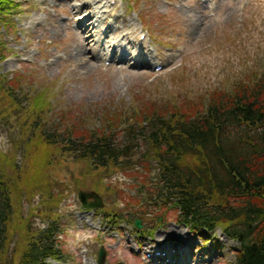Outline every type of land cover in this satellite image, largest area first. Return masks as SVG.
<instances>
[{
	"label": "rangeland",
	"instance_id": "obj_1",
	"mask_svg": "<svg viewBox=\"0 0 264 264\" xmlns=\"http://www.w3.org/2000/svg\"><path fill=\"white\" fill-rule=\"evenodd\" d=\"M84 3L96 8L92 5L89 12ZM9 13L6 25L0 24V188L1 182L7 185L14 200L11 222L25 224L22 231L13 229L10 249L28 230L43 228L53 218L61 259L46 264H97L101 247L104 264H145L152 251L146 252L145 245L158 240L164 245L162 233L170 229L193 240L186 255L190 264L208 257L211 262L200 264H236L238 246L219 230L189 232L177 221L174 205L154 204L138 194L146 183L140 178L145 173L142 162L131 169L93 171L88 162L63 151V144L47 145L41 138H65L63 130L76 126L75 135L79 129L81 135L98 131L106 126L104 118L115 115L118 122L122 114L131 119L129 115L144 110L150 115L155 107L174 105V114L185 115L201 110L210 91L231 92L253 74L261 75L264 0H13ZM90 13L92 18L86 19ZM116 15L127 20L122 35L134 33L123 42L125 64L111 60L105 39L106 27H122ZM193 15L196 21L190 27ZM92 22L99 23V34L87 40L85 29ZM140 46L153 53L149 66L135 64ZM80 47L94 70L81 69L71 59ZM160 51L166 57L156 54ZM42 92L47 106L29 111ZM189 102L197 106L188 107ZM148 166L152 175L156 163ZM80 190L97 193L102 208L82 209ZM149 210L151 214L140 218L141 229H133L134 214ZM105 211L121 216L108 220ZM159 261L155 264H168L171 258Z\"/></svg>",
	"mask_w": 264,
	"mask_h": 264
},
{
	"label": "trees",
	"instance_id": "obj_2",
	"mask_svg": "<svg viewBox=\"0 0 264 264\" xmlns=\"http://www.w3.org/2000/svg\"><path fill=\"white\" fill-rule=\"evenodd\" d=\"M11 8L13 0H0L3 26ZM47 104V97L39 93L29 111H42ZM194 106L197 104L188 103V107ZM173 108L155 107L150 115L142 110L135 117L129 115L131 119L118 114V122L114 115L103 119L104 129L82 135L80 129L74 134L77 126L67 128L65 138L51 140L52 134L37 131L47 145L63 144V151L88 162L93 171L131 169L142 162L145 173L140 178L146 183L140 185L138 194L154 204L174 205L179 210L178 221L192 230L220 229L238 244L236 264H264V73L253 74L231 92L210 91L201 110L194 108L182 115L174 114ZM37 123L41 126L39 118ZM7 162L16 168L13 161ZM149 163H156L152 175ZM1 184L0 264L59 261V235L53 218L43 228L28 230L10 249L13 229L22 231L25 224L11 222L14 200L8 186ZM147 214L142 211L134 216L140 219ZM105 216L115 220L121 215L105 211Z\"/></svg>",
	"mask_w": 264,
	"mask_h": 264
},
{
	"label": "bare ground",
	"instance_id": "obj_3",
	"mask_svg": "<svg viewBox=\"0 0 264 264\" xmlns=\"http://www.w3.org/2000/svg\"><path fill=\"white\" fill-rule=\"evenodd\" d=\"M97 1H101V0H97ZM93 3L92 4H85L84 3L81 6L86 7L89 12H92V10H94ZM108 12H109L108 10H105V12H104V19L105 20L109 16ZM91 18H92V13H90L86 16V19H91ZM191 19L192 20L189 21V26L193 27L194 26L193 21H196V16L193 15L191 17ZM114 20L117 22H120L122 24V27L114 29V30H112L113 29L112 27H106V29L104 31V32H108L105 36L106 44L108 46V49H111V53H110L111 60L114 61L117 59L120 61V63L125 64L126 61L128 60V57H127V52L122 49L123 42H124V40L128 39V36L134 35V33L128 32V33L122 35L123 34L122 32H124V30L127 29L126 25L124 24L125 21L127 22L126 18L122 17L121 15H116L114 17ZM79 26L82 27L83 22H80L78 27ZM85 31H88V33H90L88 35L89 39H87V40L93 39L94 34H99V23L97 25H95L94 22L90 23L86 27ZM108 34H111L112 37L109 38ZM121 35H122V38L120 40H118L117 39L118 37H116V36L120 37ZM107 41H109V42H107ZM140 41H143V39H140ZM96 43H98V41ZM129 44H130V42H129ZM134 45L136 46L137 44H134ZM99 46H101V44ZM155 50L156 49H154V51ZM136 51H137V53L135 55V57H136L135 64L136 65H142V66H149L151 63V59L153 58L152 51L149 50L148 47H147V49H143V46L142 47L140 46L139 48H137ZM156 54L159 55L160 58L166 57V54L162 53L161 51L157 52ZM137 56H138V58H137ZM93 57H95V56H92V58ZM71 59L73 61L79 62L78 67L81 69H86L89 71L95 69V66H93L92 64H89V62L87 61L86 56H85V52H83V50H81V47L79 50H77L75 53L72 54ZM125 59H127V60H125ZM137 61H138V63H137ZM184 235H185V233L181 234V232L179 230L170 229L168 232L162 233V237L164 238V245H162L159 242V240L156 242H152L151 245H148V246L145 245V248H150L152 250H154L153 245L157 246L155 251L149 252L150 253L149 261H148V263H145V264H155V263H157V261H159V257L156 255L157 250L161 253H164L167 259L169 257L171 258V261L169 262L170 264H190L186 255L189 254L191 251V247L193 245V240L190 238L186 239L184 237ZM167 237L169 239L168 243L165 242V239ZM203 262H211V259L208 257L207 261H198L196 264H200Z\"/></svg>",
	"mask_w": 264,
	"mask_h": 264
},
{
	"label": "water",
	"instance_id": "obj_4",
	"mask_svg": "<svg viewBox=\"0 0 264 264\" xmlns=\"http://www.w3.org/2000/svg\"><path fill=\"white\" fill-rule=\"evenodd\" d=\"M78 200L81 203V207L83 209H97V208H101L102 207V200L101 198L94 192H82L80 191L78 193ZM92 200V201H89ZM135 226L137 228H140L141 225L139 223V221H135ZM104 256H105V252L104 249L101 247L99 249L98 252V256H97V264H104Z\"/></svg>",
	"mask_w": 264,
	"mask_h": 264
}]
</instances>
